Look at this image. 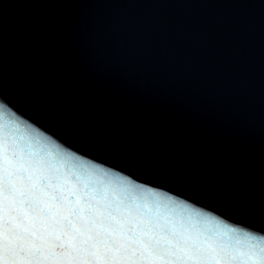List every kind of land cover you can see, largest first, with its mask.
<instances>
[{"label":"water","instance_id":"95a60500","mask_svg":"<svg viewBox=\"0 0 264 264\" xmlns=\"http://www.w3.org/2000/svg\"><path fill=\"white\" fill-rule=\"evenodd\" d=\"M0 112L264 239V0H0Z\"/></svg>","mask_w":264,"mask_h":264},{"label":"snow or ice","instance_id":"6c2138e0","mask_svg":"<svg viewBox=\"0 0 264 264\" xmlns=\"http://www.w3.org/2000/svg\"><path fill=\"white\" fill-rule=\"evenodd\" d=\"M0 264H264V239L77 161L0 112Z\"/></svg>","mask_w":264,"mask_h":264}]
</instances>
